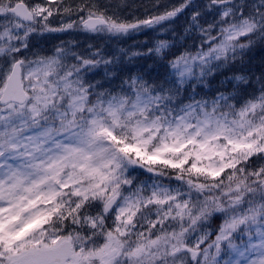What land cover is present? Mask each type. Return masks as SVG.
<instances>
[{
    "label": "snow or ice",
    "instance_id": "snow-or-ice-1",
    "mask_svg": "<svg viewBox=\"0 0 264 264\" xmlns=\"http://www.w3.org/2000/svg\"><path fill=\"white\" fill-rule=\"evenodd\" d=\"M0 264H264V0H0Z\"/></svg>",
    "mask_w": 264,
    "mask_h": 264
}]
</instances>
